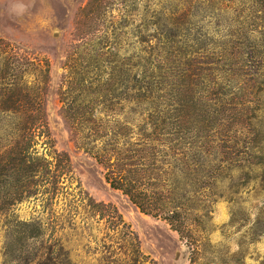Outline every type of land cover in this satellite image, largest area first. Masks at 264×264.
I'll return each instance as SVG.
<instances>
[{
  "label": "rangeland",
  "instance_id": "obj_1",
  "mask_svg": "<svg viewBox=\"0 0 264 264\" xmlns=\"http://www.w3.org/2000/svg\"><path fill=\"white\" fill-rule=\"evenodd\" d=\"M29 115L51 173L11 206L0 171V264H264V0H0V167ZM112 138L171 215L81 147Z\"/></svg>",
  "mask_w": 264,
  "mask_h": 264
},
{
  "label": "trees",
  "instance_id": "obj_2",
  "mask_svg": "<svg viewBox=\"0 0 264 264\" xmlns=\"http://www.w3.org/2000/svg\"><path fill=\"white\" fill-rule=\"evenodd\" d=\"M10 59L11 61L6 62V68L4 69V71H6L5 73H7L9 77L8 81L11 79L10 82L7 80L5 81V84L9 83V86L13 85L12 83L16 81V75L14 74V71L15 68L18 67L17 65L20 63L19 56L17 55L12 54ZM12 95L13 93H9L7 96L10 99L12 98ZM33 101L34 103H37L35 100ZM28 117H30V119L29 122H26L27 129L24 131V136L22 137L24 139L23 144H19L17 147V156L15 159L11 157V162H5L6 168L0 167V171H10L13 173L11 177L14 180H19V177L22 176L23 178L27 179L35 178V181L32 183H28L26 181L24 184H18L14 186V195L8 200L9 205L11 206L16 205L26 197H29L31 191L35 189L34 186H37L36 191H38L37 188L42 187L44 183H48L51 173V171L49 172V161L47 158L42 155L39 156L38 151L35 150L34 135L36 129L38 128L37 124H39V120L37 122L36 117L33 115H29ZM106 135L107 134H103L102 137ZM83 136L84 138H88L86 133H83ZM125 139L126 141L129 140L127 136ZM106 141H108V143H106L104 146L102 145L101 154H97V152L93 151L94 147L87 146V142H85V145L81 143L82 149L86 150L87 152L89 151L94 156V158L105 167L104 176L106 182L112 188L119 190L124 195H126L141 212L150 214L154 217H161L165 215L166 212L168 213L169 210L166 209L165 206H160V204L152 200V198L157 194V191H153V189H155L153 186L157 184L158 179L153 176L149 177V174L146 176L141 173V170L143 169L144 171L145 169L143 168L142 163V158H144V151L142 148L137 146L135 149H130L126 147V145H128L125 144L126 141L125 143L119 144L115 138L108 139ZM139 141L140 139L131 144L135 143V145H139ZM132 152L136 154L132 155ZM146 170H149L148 173H151V169ZM2 175L6 176L7 173H3ZM152 182H154L152 184L153 186H151V188H146V186ZM167 215H171V213L169 212ZM163 219L168 218L163 217ZM49 250L50 253H52L53 250L51 247Z\"/></svg>",
  "mask_w": 264,
  "mask_h": 264
}]
</instances>
